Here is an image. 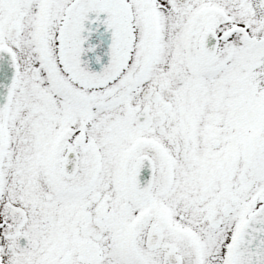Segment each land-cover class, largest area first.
Returning <instances> with one entry per match:
<instances>
[{
  "label": "snow or ice",
  "instance_id": "snow-or-ice-1",
  "mask_svg": "<svg viewBox=\"0 0 264 264\" xmlns=\"http://www.w3.org/2000/svg\"><path fill=\"white\" fill-rule=\"evenodd\" d=\"M0 264H264V0H0Z\"/></svg>",
  "mask_w": 264,
  "mask_h": 264
}]
</instances>
